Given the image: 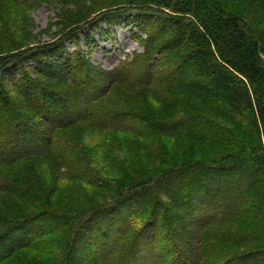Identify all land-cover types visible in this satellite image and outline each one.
I'll return each instance as SVG.
<instances>
[{
  "label": "trees",
  "instance_id": "1",
  "mask_svg": "<svg viewBox=\"0 0 264 264\" xmlns=\"http://www.w3.org/2000/svg\"><path fill=\"white\" fill-rule=\"evenodd\" d=\"M249 1L264 10V0ZM149 2L181 5L151 49L175 47L179 62L168 68L194 76L188 90L218 100L235 129L202 114L163 122L129 111L126 130L222 153L133 172L119 185L93 167L84 140L98 129L89 109L127 80L114 71L91 78L92 65L83 79L70 55L56 53L16 77L9 64L34 52L0 56V264L17 254L29 261L16 264H264V40L223 0ZM94 193L107 201L72 206ZM39 220L48 224L30 226Z\"/></svg>",
  "mask_w": 264,
  "mask_h": 264
},
{
  "label": "rangeland",
  "instance_id": "2",
  "mask_svg": "<svg viewBox=\"0 0 264 264\" xmlns=\"http://www.w3.org/2000/svg\"><path fill=\"white\" fill-rule=\"evenodd\" d=\"M223 3L229 12L245 20L250 32L256 31L264 40L263 9L249 0H223ZM180 8L178 3L161 7L149 0H0V56L12 57L30 49L34 52L26 61L9 64L18 72L16 77L24 71L32 75L38 62L56 53L60 61L70 55L71 62L76 63L79 70L75 75L81 78L92 65L96 68H89L87 72L91 78H99L103 71H114L127 80L125 84H113L106 96L89 109L98 129L89 131L88 138L84 137L93 167L103 168L109 173L103 178L113 176L119 185L127 182L133 172L149 174L153 167L162 169L171 162L206 159L222 153L220 145H208L189 137L168 139L159 135H132L126 130L129 111L149 114L151 119L163 122L202 114L235 129L228 118L222 121L220 114H231H227L218 100L188 90L186 86L196 80L194 76L185 69L168 68L171 63L178 65V59L171 56L175 47L160 53L157 52L159 48L151 49L169 37L171 30L165 26L169 25L170 17L183 16L178 12ZM110 10L121 11L93 20L99 13ZM90 20L93 21L85 24ZM150 43V50L146 52ZM147 76H151L154 83L140 85V79ZM82 84L83 88L88 86L86 81ZM105 191L109 193L110 189ZM107 198L94 193L89 199H78L80 201L72 206L89 207ZM138 200L144 199L139 195ZM47 224L39 220L30 226L38 230ZM16 256L19 261H29L21 254L13 257ZM13 257L2 264H16Z\"/></svg>",
  "mask_w": 264,
  "mask_h": 264
},
{
  "label": "water",
  "instance_id": "3",
  "mask_svg": "<svg viewBox=\"0 0 264 264\" xmlns=\"http://www.w3.org/2000/svg\"><path fill=\"white\" fill-rule=\"evenodd\" d=\"M39 46H41V47H42V45H39Z\"/></svg>",
  "mask_w": 264,
  "mask_h": 264
}]
</instances>
